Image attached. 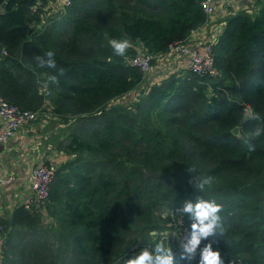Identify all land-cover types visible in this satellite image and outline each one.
<instances>
[{
	"label": "trees",
	"instance_id": "1",
	"mask_svg": "<svg viewBox=\"0 0 264 264\" xmlns=\"http://www.w3.org/2000/svg\"><path fill=\"white\" fill-rule=\"evenodd\" d=\"M200 1L73 0L42 19L40 6L30 8L36 0H0V99L20 110L50 107L61 125L75 121L57 149L74 156V166L54 171L46 205L53 238L46 246L17 243L19 264H123L163 240L167 217L197 197L222 205L224 233L209 241L225 264H264V134L250 139L254 151L242 143L264 127V0L255 1L252 15H228L206 42L216 78L169 72L128 107L110 105L143 80L128 65L136 43L156 56L187 40L205 22ZM111 39L130 41L125 56L113 54ZM48 51L56 69L36 64ZM50 75L58 84L44 96L39 90ZM234 126L241 139L230 133ZM189 167L212 176V187L197 191L188 183ZM38 216L16 207L1 222L3 232L9 227L14 236L21 228L24 235ZM183 226L191 231L187 216Z\"/></svg>",
	"mask_w": 264,
	"mask_h": 264
},
{
	"label": "crops",
	"instance_id": "2",
	"mask_svg": "<svg viewBox=\"0 0 264 264\" xmlns=\"http://www.w3.org/2000/svg\"><path fill=\"white\" fill-rule=\"evenodd\" d=\"M252 2L249 0H217L215 13L210 17H206L204 24L194 29L189 38L194 41L212 42L222 31L224 19ZM45 4L50 8L55 6L54 3ZM136 48L135 53L137 55L143 53L139 42L136 43ZM153 60L154 63L151 69L147 74L142 75L144 80H142L137 89L132 91L133 94H135V91L140 92L142 88L165 78L169 72L181 75L186 70L182 58L168 56L167 52L157 54ZM137 95L135 94V96ZM120 98L122 99V97ZM30 126L26 125V129L23 132L16 133L0 145V224H2L1 222H7L13 210L21 206L27 198L29 190L26 176L29 174L30 168L39 162H43L51 168H56L67 157L62 151L57 149L56 151L50 149V151L43 154L37 153L36 140L29 133V131L34 132ZM27 129L29 131L27 135H24V131ZM5 238L6 234L3 232V239L0 241V262L1 260L2 262L4 261L1 249L2 244L6 240Z\"/></svg>",
	"mask_w": 264,
	"mask_h": 264
},
{
	"label": "clouds",
	"instance_id": "3",
	"mask_svg": "<svg viewBox=\"0 0 264 264\" xmlns=\"http://www.w3.org/2000/svg\"><path fill=\"white\" fill-rule=\"evenodd\" d=\"M109 45L113 50V54L119 57L125 56L127 50L131 47L129 40H109ZM53 51H48L43 56H36V64L39 68L56 69L57 64ZM61 74L63 70L61 69ZM58 84V78L55 75L48 76L45 82V88L49 85ZM253 119L259 120L258 115H253ZM237 139H241L239 129H235L233 133ZM264 134V127L257 126L250 133L248 139H243L242 143L247 145L249 151H254L255 146L250 143V139L260 137ZM189 175L188 183L192 184L197 191L203 192L206 187L210 188L214 184L212 176H204L196 174L194 167L186 169ZM222 205L217 204L214 200H205L197 197L195 201L185 200L180 207L175 208L174 216L179 217L178 223L183 224L184 217L187 216L190 221L191 231L187 233L178 242L179 260L187 261L192 264H225L221 256V252L213 250V243L209 241L210 237L222 236L224 233L221 216ZM209 241L203 244L202 242ZM198 257V259H197ZM123 264H178L173 249L166 246L161 240L156 243L154 248L144 247L138 253H133L129 258L123 261Z\"/></svg>",
	"mask_w": 264,
	"mask_h": 264
},
{
	"label": "built area",
	"instance_id": "4",
	"mask_svg": "<svg viewBox=\"0 0 264 264\" xmlns=\"http://www.w3.org/2000/svg\"><path fill=\"white\" fill-rule=\"evenodd\" d=\"M255 2V0H249ZM43 2L46 15L50 13L61 14L73 2V0H36L30 7L32 11L38 9ZM217 0H201L200 9L205 17L215 13ZM45 3H54L55 6L47 7ZM3 53V51H1ZM167 55L175 58H182L185 69L195 75L216 78L218 73L213 64V55L210 50V43L194 41L190 38L183 42H176L168 46ZM165 52V53H166ZM156 56L146 53L135 54L128 60V65L145 75L150 70V60ZM37 111L20 110L0 99V145L15 135L19 129L36 120ZM54 178V170L43 163L35 164L30 168L26 176L29 194L21 204V207L28 213L40 212L44 209L50 192V186ZM178 242L187 235L188 230L183 224L178 223ZM153 235V233H151ZM3 239V227L0 224V241ZM177 242V250H178Z\"/></svg>",
	"mask_w": 264,
	"mask_h": 264
},
{
	"label": "rangeland",
	"instance_id": "5",
	"mask_svg": "<svg viewBox=\"0 0 264 264\" xmlns=\"http://www.w3.org/2000/svg\"><path fill=\"white\" fill-rule=\"evenodd\" d=\"M257 10H258V6L254 2H252V3H248L247 5L243 6L239 11H243L245 14L252 15L253 13H256ZM38 11L40 12L41 18L44 19L45 9L43 8L42 2H41V5H40V8L38 9ZM44 23H45V20H44ZM38 24L39 23L32 25V28L34 30H37V28L39 27ZM151 66L152 65H150V69H151ZM143 80H144V77H143ZM206 89H207L206 90V96H210L212 94L211 91H209L208 88H206ZM39 91H40V93H42L45 96L46 88H45L44 84L41 85ZM135 94L137 95V94H139V92L135 91ZM135 94H133L132 92H129L127 94V96H125V97L123 96L122 99L121 98L115 99V101L110 103V105L116 106V107L117 106H127L128 107L133 101L136 100L137 96H135ZM34 111H37V118H36V120H34L30 124H28V125H31L30 127L32 128V130L34 132L29 131V129H27L26 131H24V135H27L28 131L30 134L33 135V138H35V140H36L35 142L37 145V153L43 154L44 152L50 151V149H53L56 151V149H58V148H61V147L64 148L65 144H66L64 139L66 138L67 134L69 132H71V130L73 129V127L75 125V121L70 122L68 125L59 124L58 123L59 121H57V119L51 115V112H50L51 108L50 107H46L44 110H42V108L39 107L38 109H36ZM24 127L25 126H23L17 132V134L19 132H23V130L26 129V127L25 128ZM22 139H24V137H22ZM73 159H74V156L73 157L67 156L66 159L64 161H62V163L58 167L52 168V169L54 171L56 169H60L63 166H65V164L67 162H70L69 168H72L74 166V164H72ZM39 163H43V162H39ZM64 172H66V168L64 169L63 173ZM46 205H47V203H46ZM46 205L42 211L30 213V214H38L39 215L37 217L38 223L35 222L36 223L35 227H30L29 231H27V229H26L24 232V235L20 234V232H19V230L21 228L16 229L14 236L11 235V233L9 235H7V233H8L7 230L9 229V227L6 230L4 229V234H6V240L2 244L1 254H2L4 260H6L8 262L6 264H19V262L17 261L20 258V255L18 253L19 248L16 245L19 242L32 241V242L41 243L45 246L48 245L49 238H50L49 235H51V229L49 227H50V225L53 226L54 222H53V219L49 215H47L48 213L46 214V208H47ZM159 214H160L159 216H161V219H162L161 222L164 223L165 217L168 216V214L163 210L159 211ZM167 218L168 219L165 222V225H164L163 230L161 232L162 234H164V235H162L164 237L163 241L165 242L166 246L171 247L173 249L174 254H179V251L177 250V242H176V236L178 234L177 233V228H178L177 224H178L179 217H175V216L171 215V216H168ZM151 233H153V235H154V232H150V235H151ZM51 238H53L52 235H51ZM0 264H2V260H1ZM33 264H39V262H34ZM185 264H188V262ZM192 264H197V262L193 261Z\"/></svg>",
	"mask_w": 264,
	"mask_h": 264
},
{
	"label": "water",
	"instance_id": "6",
	"mask_svg": "<svg viewBox=\"0 0 264 264\" xmlns=\"http://www.w3.org/2000/svg\"><path fill=\"white\" fill-rule=\"evenodd\" d=\"M255 1H256V0H255ZM2 8H3V3L0 4V10H2ZM235 129H237L236 126L232 127V129L230 130V133H231L232 135H234L233 133H234V130H235ZM234 136H235V135H234Z\"/></svg>",
	"mask_w": 264,
	"mask_h": 264
}]
</instances>
